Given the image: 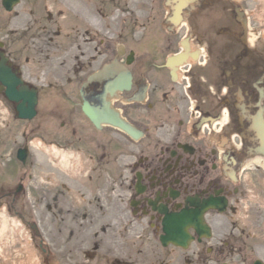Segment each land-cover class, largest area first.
Segmentation results:
<instances>
[{"label":"flooded vegetation","instance_id":"flooded-vegetation-1","mask_svg":"<svg viewBox=\"0 0 264 264\" xmlns=\"http://www.w3.org/2000/svg\"><path fill=\"white\" fill-rule=\"evenodd\" d=\"M182 1L180 11L176 8L181 1L170 7L166 0L155 2V55L149 50L138 54L125 43L109 44L98 68L96 60L81 64L85 49L77 47V64L61 75L69 80L65 84L52 81L54 74L44 78L38 59V65H30L37 48H42L41 59L51 62L53 51L69 55L78 45L64 31L69 27L64 24L65 12L48 11L50 4L61 1L20 0L11 12L3 9L8 35L6 41L1 37L0 25V64L11 70L14 81L10 89L0 82V113L6 107L7 141L19 169L13 178L0 169V209L5 207L25 223L31 212L29 159L39 139L46 154L71 148L69 152L84 157L94 169L108 173L104 190L114 198H107L106 209L126 217L123 231L135 227L141 239L155 240V264H264V43L249 32L242 0ZM22 4L33 19L30 28L17 25ZM179 54L183 63L168 67V60ZM113 62L121 69L114 77L86 84ZM124 73L131 75V87L109 99L108 84ZM33 91L36 115L21 119L22 101L9 96L28 98L25 92ZM84 101L100 108L110 101L137 130L138 139L108 125L97 128L82 111ZM75 112L83 116L90 133L81 134ZM36 119L41 123L35 129L31 123ZM19 130L25 139L14 152ZM255 160L262 164L252 165ZM51 192L59 194L55 186ZM81 202L82 198L67 195L55 212L83 220L94 215L92 211L102 214L94 201ZM191 218L202 221L207 233L191 226L187 247L164 248L165 225L176 221L182 225ZM26 225L35 232V226ZM39 248L47 253L42 244ZM96 253L95 244L83 253L92 262L88 264H126L107 254L95 260Z\"/></svg>","mask_w":264,"mask_h":264},{"label":"rangeland","instance_id":"rangeland-1","mask_svg":"<svg viewBox=\"0 0 264 264\" xmlns=\"http://www.w3.org/2000/svg\"><path fill=\"white\" fill-rule=\"evenodd\" d=\"M60 1V3L56 2V5L50 4L48 11L65 12L64 24L69 27L64 31H68V36L77 40L78 45L72 47L69 55L53 51L55 60L51 62L41 59L42 48L34 50L31 53L34 61L30 65L35 67L40 61L44 78H47L48 74H54L56 78H51L52 81L59 84L69 83V80L61 75L71 71L77 64V57L80 55L77 47L85 49L80 58L81 64L85 65L89 60H96L94 64L98 68L106 59L101 52L107 50L109 44L117 46L125 43L129 50H136L138 54H141L142 50H149L152 55H155V2L157 0H86L91 11L98 13L105 20L97 25L87 21L84 12L76 5L66 0ZM242 1L249 22V32L254 35L252 36L254 39L260 38L264 43V0ZM18 10L20 24L17 25L21 28H25V25L30 28L33 19L28 15L27 5L22 4ZM53 16L58 20L57 15L53 14ZM75 21L77 24L73 33L71 28L74 27L72 24ZM7 24V14L0 0L1 37L5 41L8 35ZM13 26L16 24L11 25L10 29H13ZM77 26L80 28V33L77 31ZM4 109L3 114L0 113V169L6 173L7 178H13L19 167L11 153L12 145L7 141L8 133L5 123L8 119L3 120L7 113ZM75 113L74 121L82 128L81 134L90 133L83 116L78 112ZM39 123L41 120L36 119L31 123V127L35 128ZM20 133V130L16 132L14 152L24 143L25 138L20 137ZM36 134L35 130L32 136ZM36 140L29 159V162L33 161L29 166L32 179L26 183L27 193H31V198L27 200L31 212L26 213L25 223H22L20 218L15 216L16 214H9L5 207L0 209V264H88L92 262H88L83 253L94 244L98 248L95 260L98 256L107 254L112 255V258L123 260L126 264H155V240L141 239V232L135 227L128 226L129 228L123 231L126 217L120 216L114 208H112L114 210L106 209L107 198L109 201L114 198L113 194L110 197L106 196L104 190V187H108L107 182L109 183L108 173L105 170L94 169L84 157L69 152L71 148L63 153L47 152L46 154L45 148L40 146L39 139ZM43 178L45 183L42 181ZM49 180H52L51 184H46ZM54 186L59 194H52ZM53 191L56 190L53 189ZM67 195L71 198H82L81 203L86 200L94 201V205H97L95 208L103 210L102 214L92 211L90 213L94 215H89L87 220H83L79 216H66V211L63 214L55 212ZM49 206L52 207L51 210ZM28 222L30 225H37L43 244L35 240L32 230L26 225ZM40 244L47 250L46 254H43L39 248ZM98 264L102 262L99 261Z\"/></svg>","mask_w":264,"mask_h":264},{"label":"water","instance_id":"water-1","mask_svg":"<svg viewBox=\"0 0 264 264\" xmlns=\"http://www.w3.org/2000/svg\"><path fill=\"white\" fill-rule=\"evenodd\" d=\"M19 0H3V6L6 8V10L11 11L13 6L18 3ZM182 59V57L180 58ZM178 58H173L169 62L170 67H174V65L177 63ZM112 68L108 67L103 70V72L91 77L89 79V82L92 81H98L103 79L104 77H107V75L110 73ZM14 81L13 75L11 74V70L4 66L3 63L0 64V82L2 85L6 86L10 89V86L12 82ZM131 77H118L113 83L110 85L109 93L110 95H114V93L117 90H122L123 85L131 84ZM8 89V91H9ZM8 94V93H7ZM27 94L28 98L25 96L16 95L14 97L9 96L12 100L16 102H21L19 105V115L22 119H33L36 115L35 107L37 103V97L36 93L33 91L31 93L25 92ZM9 95V94H8ZM28 104V107L25 108V106ZM83 112L85 115L91 120V122L97 127L100 128L101 124H107L110 126H113L115 128H118L128 134L129 136L138 137V133L125 121H123L116 111H114L110 103H105L102 109L100 108H94L90 105L88 101H85L83 105ZM22 154V151L20 152ZM24 158V156H21ZM194 227L198 233L203 234L207 233V228L203 225L202 221L195 222L193 218L185 221L180 225L179 221H176L175 223H169L165 225L164 228V236H162L161 241L164 246H166L168 243H173L182 247H186L189 241H191V237L189 236L187 229L189 227Z\"/></svg>","mask_w":264,"mask_h":264},{"label":"bare ground","instance_id":"bare-ground-1","mask_svg":"<svg viewBox=\"0 0 264 264\" xmlns=\"http://www.w3.org/2000/svg\"><path fill=\"white\" fill-rule=\"evenodd\" d=\"M68 3L76 5L80 8L84 14L86 15V20L89 21L93 25H97L98 23L104 22V18L100 16L98 13L91 11L89 4L85 2V0H67ZM63 157H65L63 155ZM262 164L260 160H255L252 165Z\"/></svg>","mask_w":264,"mask_h":264}]
</instances>
